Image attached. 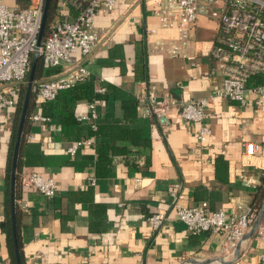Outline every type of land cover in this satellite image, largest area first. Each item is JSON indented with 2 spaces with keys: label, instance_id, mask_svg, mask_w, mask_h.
Here are the masks:
<instances>
[{
  "label": "crops",
  "instance_id": "crops-1",
  "mask_svg": "<svg viewBox=\"0 0 264 264\" xmlns=\"http://www.w3.org/2000/svg\"><path fill=\"white\" fill-rule=\"evenodd\" d=\"M58 3L53 23L75 18L68 0ZM6 4L31 6L28 0ZM154 7V0H120L113 11L95 18L101 39L90 57L84 61L78 52L42 77L51 79L84 62L95 91L107 98L98 105L97 123L121 126L129 136L103 129V136L95 138L85 122L36 121L33 116L40 114L43 102L35 96L19 149L20 184L14 189L25 264H264V240L258 232L242 240L237 257L223 251L221 232L193 235L176 217L174 194L182 196L184 206L207 202L211 210L231 215L253 203L264 177V106L251 94L244 103L214 98L202 122L185 121L180 102L211 99L222 86L211 55L219 24L209 15L200 16L189 30L184 55L173 57L156 45L176 42L178 32L160 26ZM149 90L158 96L155 108L169 103L163 125L138 104V96ZM128 100H134L135 110ZM87 110L86 102H78L76 118ZM16 118L17 106L0 111V264H12L4 225L7 200L13 205L7 168ZM204 126L210 135L201 144L197 136ZM83 140L93 145L69 154L70 146ZM98 142L107 150L104 158ZM250 143L257 145V153L248 159L245 147ZM33 173L56 182L54 198L23 186ZM242 178L256 183L244 186ZM157 213H167L168 221L153 232L149 218ZM258 216L264 228V201Z\"/></svg>",
  "mask_w": 264,
  "mask_h": 264
},
{
  "label": "built area",
  "instance_id": "built-area-1",
  "mask_svg": "<svg viewBox=\"0 0 264 264\" xmlns=\"http://www.w3.org/2000/svg\"><path fill=\"white\" fill-rule=\"evenodd\" d=\"M26 9L10 7L6 0H0V111L15 108L21 88L29 77L35 54L43 60L46 69L61 68L68 64L76 53L84 61L90 57L100 43L101 33L96 28L95 18L115 8L120 0H68L69 7L76 12L72 20L56 21L38 45L41 29L44 0H28ZM154 14L165 29H175L178 40L174 43L158 42L156 50L170 56H183L188 45V33L200 16L209 17L219 24V34L211 55L223 76L221 88L211 99L180 102V115L192 123H200L210 114L208 107L214 98L245 102L247 94L253 95L264 106V85L249 88L251 77L264 76V0H154ZM91 80L84 62L69 67L51 79L34 83L33 91L40 102L55 100L59 92L79 83ZM101 92V91H98ZM155 90L138 96V104L147 106V114L155 115L163 125L167 121L169 103L159 102ZM88 106L85 113L77 116V121L89 124L97 130L98 105ZM148 105H151L150 108ZM36 121L48 119L34 115ZM210 129L201 127L198 141L204 144ZM93 145L92 140L74 142L68 149L75 155L79 148ZM257 153V145L247 144L245 157L250 159ZM244 186L254 185L251 178H242ZM95 184V180H91ZM23 186L34 188L47 198H54L57 184L41 174L33 173L23 180ZM176 217L193 235L204 232H221L224 235L223 251L229 255L235 252L249 230L258 221L257 213L250 207L239 206L237 214H227L224 210H211L207 202L194 206H184L182 196L173 195ZM23 205L22 209H26ZM153 232H158L168 221L167 213H157L149 218ZM259 237L264 240V228H258Z\"/></svg>",
  "mask_w": 264,
  "mask_h": 264
},
{
  "label": "trees",
  "instance_id": "trees-1",
  "mask_svg": "<svg viewBox=\"0 0 264 264\" xmlns=\"http://www.w3.org/2000/svg\"><path fill=\"white\" fill-rule=\"evenodd\" d=\"M58 1L59 0H50L49 9H48V16H47V22H46V29L44 32L45 37L46 33L48 32L50 25L53 23L54 19L56 18L57 9H58ZM42 38V39H43ZM53 71L50 69H46L43 65V60L41 58L38 59L35 67V73H34V81H40L42 77L52 74ZM28 82V79H27ZM27 82L26 84L21 88L19 100L17 104V118L16 123L13 130V137H12V145H11V151H10V157L8 162V168H7V181H8V190L7 194L10 195L11 193V169H12V161H13V155H14V148L16 143V138L18 135V128H19V120L21 118L23 104L26 96L27 91ZM248 87H254L258 85H264V76L257 75L253 76L248 81ZM33 89V88H32ZM36 96L35 91L32 90L31 97L29 100L28 105V113L27 118L24 124L23 129V135L27 131L28 127V118L31 114V111L33 110V107L35 105L34 98ZM106 95L103 92H96L94 89L93 81L88 80L83 83H79L67 90H63L58 93L55 100L50 102H43L40 106V115L48 120L53 119L57 120L62 124H76L77 118L75 115V106L78 102H86L89 106L90 104H93L95 102H105L106 101ZM130 103V110L133 111L134 108V100L129 101ZM87 112V111H86ZM103 129H111L114 132H117L118 134L122 135L123 137L128 139V134L124 131V129L121 128V126L118 125H110V126H104L97 123V130L93 131L92 133L95 136V138L103 136ZM23 140V136H22ZM21 140V141H22ZM134 144H137V142L132 141ZM150 144V141H149ZM98 151L101 154V157L104 158L105 154H107V150L104 149L101 145H99L98 142ZM18 169H19V158H18ZM20 180L19 177L16 178V188L19 186ZM15 188V191H16ZM17 196V195H16ZM15 196V198H16ZM264 201V177L262 178V186L260 190H258L257 194H255L253 203L250 205V207L257 213L261 211L262 203ZM15 214V223H16V236L18 241V252L16 250V245L14 242V229H13V220H12V214ZM19 214H20V207L14 203V207L11 205L10 200H7L6 204V224L4 225V232L6 234L7 244L8 248L12 257V264H25L24 258H23V251H22V244L19 238V230H18V221H19ZM18 255L20 258V263L18 262Z\"/></svg>",
  "mask_w": 264,
  "mask_h": 264
},
{
  "label": "water",
  "instance_id": "water-1",
  "mask_svg": "<svg viewBox=\"0 0 264 264\" xmlns=\"http://www.w3.org/2000/svg\"><path fill=\"white\" fill-rule=\"evenodd\" d=\"M44 10H43V19H42V24H41V29H40V32H39V37H38V45L40 47L41 45V41H42V38L44 36V32H45V29H46V22H47V16H48V9H49V4H50V0H44ZM39 59V55L38 54H35L34 55V58H33V61H32V67H31V71H30V74H29V77H28V82H27V91H26V96H25V100H24V104H23V109H22V114H21V119H20V123H19V128H18V135H17V138H16V143H15V149H14V155H13V164H12V172H11V184H12V203H13V207H14V189H15V182H16V177H17V165H18V157H19V149H20V145H21V140H22V136H23V129H24V124H25V121H26V118H27V113H28V105H29V100H30V97H31V92H32V88H33V85L35 83L34 81V73H35V67H36V63ZM12 220H13V229H14V242H15V245H16V250L18 252V241H17V236H16V223H15V214L13 212L12 214ZM260 220H261V216H258V221L256 222L255 226L253 227V229L251 230V232L244 237V239L246 237H251L253 236L258 228H259V225H260ZM240 246H241V243L238 244V246L236 247L235 249V256H239V252H240ZM18 262L20 263V258H19V255H18ZM221 264H225L224 261H219ZM190 264L192 263H197L196 261H193L191 260L189 262ZM204 263V262H202ZM207 263H210V262H207ZM206 264V263H205Z\"/></svg>",
  "mask_w": 264,
  "mask_h": 264
}]
</instances>
